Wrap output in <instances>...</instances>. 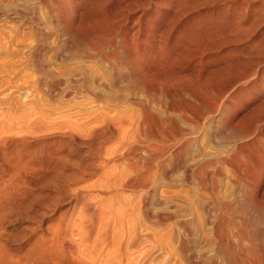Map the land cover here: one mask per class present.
I'll use <instances>...</instances> for the list:
<instances>
[{"label": "rangeland", "instance_id": "374dc122", "mask_svg": "<svg viewBox=\"0 0 264 264\" xmlns=\"http://www.w3.org/2000/svg\"><path fill=\"white\" fill-rule=\"evenodd\" d=\"M74 2L77 3L73 6L74 13L62 14L63 19H61L62 21L64 20L63 22L65 26L59 28L55 20H48L46 18L39 0H0V120L7 121L12 116L16 118L19 117L18 119L26 121L32 116V114L37 115H34L35 118L41 119L44 115L52 114L53 119H63L65 116H70L72 121H76L80 126L78 127L80 129H77L76 132L78 133L75 132L76 134H74L76 137L79 135L77 137L78 139L80 138L79 141L75 136H73V138L75 137L73 139L68 136L65 138L64 135L59 134H56L57 136L54 135L52 139L54 142L51 140L53 143L52 148L54 149L57 157H59L58 155L64 157L65 152H67L66 155L71 153L70 155L68 154L69 156H66L68 158L64 157V163H67V165L65 164L67 167L69 164H72L68 168L65 166V172L67 171L66 175L69 176V178L71 176L70 179H72V175L77 173L78 170H85V172L88 170L86 172L87 174L89 171L91 172L93 168L90 166V169L88 166L92 164L94 166L97 164L94 156H96L97 153V155H104L105 146H107V153L108 150H112L118 145L116 137L113 138L110 134L108 135L105 133V136L102 135L103 133L91 135V131H88L90 134L82 131V128H84L86 124L88 126H94V124L98 125L97 122L94 123V119L106 109L112 111L110 113L111 117L115 114L121 113L128 117L130 113H135L136 111L138 112L135 114L139 115V107L135 102H131L127 104V106H125V104L118 106L119 103L116 105V103L112 104L111 102H108L111 104L109 105L108 103L98 101L96 96L92 95L91 91H78L79 93H75V89H71L72 91L68 92L64 91L65 86L69 84V78L85 74L84 76L86 79L88 78L87 83H91L89 84L90 86L95 85L94 88H98L100 91L104 88V92H110H108V90H111V86L113 85V82L111 81L112 76L103 71L102 68L104 67V63L101 62V60L85 59V56H90L91 54H94V52L96 53L95 48L100 45L103 39L101 35V31L103 29H110L117 24L119 25V21L125 17V11L122 3H120V0H84L83 2L74 0ZM255 2H253V6H258V1ZM9 8L12 10L24 9L29 11H32L35 8V19L39 24L33 29H30L31 27L28 25V19L24 23L16 24L13 19H11V16H7L8 18H6L3 14V12L7 11ZM168 8L164 7L163 10L165 11L162 10L164 13V22H161V19L155 20V14L157 12L156 7L151 6L147 10L145 17V21L147 20V23H145L147 28L146 34H157L156 32H158L159 28L164 30L166 33L163 34L165 35L164 38L162 36L163 43L160 44V51L158 50V45H154L156 43L153 42L151 37L148 40L150 46H142L143 50L145 49V56L143 58L144 60L142 59L143 61L140 64V66L144 68H155L157 66L160 71L161 69H165V71L169 73L170 76L165 79H157L156 77L148 75L145 76L147 82L150 80L149 83H154V85L158 83L161 84V89L158 88V90H161V93H159L161 95L158 93L142 95L141 93H136L133 90L127 89H123L126 92L123 90L122 92L123 94L126 93L128 96L133 95L134 97L135 95L134 98L131 97V100L135 99V101H138V98L136 97L139 96L144 105H149V111L152 114H150L151 117L149 124H151V128L153 127L152 129L155 128V131H153L154 134L155 132L158 134L160 132V135L162 134V137L165 135L166 138L164 137V139L170 140V142L173 141L174 137H178V148L180 150H178L179 166H172L171 162L169 163L171 158L170 154L169 156H167L168 154L166 155V159L168 157V160L166 161H168L170 166L167 165V162L164 164L166 171L164 172V177L162 179L163 182L160 181L154 193L149 195L150 198L147 200L148 206L144 209L142 208V204L139 200L140 195L145 194L144 192H139L138 188L134 189V191L119 190L118 194L116 193L115 195L120 197V202H117L115 207L117 205L119 206L121 202V204L125 206L124 204L131 199H135L131 202L133 206L136 207H133L134 210L131 211L129 213L130 215L127 217V224L123 230L124 232L115 231L113 229V223L110 222L108 224L107 221H109L110 218L112 221L113 216L110 217L108 209L106 210L105 208L106 206H101L102 208L100 207L99 212H97L98 217L96 218L95 226L96 232L94 231L95 234L93 233L91 238L90 236L86 238L89 240L87 243L85 242V245L88 248L91 247L90 249H92V247L99 248V251H102L101 255L103 257L111 250L110 252L113 253V256H111L110 259L113 258L116 262L115 264H241L239 263L241 261L238 259L235 261L234 259H231L230 261L232 262H227L223 258L215 255V239L213 240V235L208 222L211 218L216 217L215 220H221L219 222L224 224L225 228H232V219L236 221V226L237 224L246 225L248 222L252 224H257V222H259L260 225L258 224L257 227H264L263 223V225H261V218L264 213V54L260 53L264 52V48H262L264 46L262 45L264 44V37L260 39L258 36L261 32H264V24L254 33L255 36L253 34L252 37H250L252 39H248L240 45L241 50L238 49L239 51L236 53L230 51L226 53L228 56L226 57V61L229 63L228 67L230 70L226 69L228 67L224 70L221 69V71L223 70L224 72H219L221 73L220 75L217 72L220 71V69H213V62L210 61L211 58L218 59L219 57L211 55L212 57L210 56V58L209 55H205V58L200 61V57L198 58V56H195V51L191 50V52L188 53L182 51L181 53V47H179L180 29L183 36H190L193 27L197 23H201V19H203V21L207 19L206 15L205 18L202 15L204 11H200L201 9H198L199 11L196 10L198 16L194 13L195 11H189L187 13L184 12L187 14V17H185L186 14L183 13L184 15L179 17L181 19L178 18L177 20L178 14H176V17V15L171 12L173 10L170 7ZM201 15L203 18H201ZM138 16L139 15H134V18H131V21H136ZM196 18L197 20L195 21ZM166 20H169V23H171L169 26L173 28L171 29L173 31L170 30L168 25L167 28L164 26L167 24ZM128 26L133 27V23L130 22ZM196 42H199L203 46L202 40L199 39ZM251 42L260 43L256 44L254 47L255 49L252 48L248 49V51H244L246 50L244 48H246V46H248ZM194 45L196 47L198 44L195 43ZM194 45H189V47H194ZM243 46L245 47L243 48ZM259 47L261 51H258L260 50L258 49ZM199 48L202 49L203 47ZM241 51H244V55H242L243 52L241 54ZM248 52L250 55L255 56L249 57L250 55L247 54ZM257 52L263 56H260ZM239 53L242 57L238 55ZM72 56H74V58ZM175 57H177V60ZM58 58L60 61H64L60 62ZM66 58H68L69 61L66 60L65 62ZM159 60L170 61L173 65L169 62L172 66L171 67L167 62V64L160 66ZM256 60L259 61L260 64L258 62L255 63ZM252 67L253 70H251V72H253L250 76V69H252ZM97 70L101 72L99 73ZM212 71H216L218 76H214L216 73H213ZM225 72L229 73H227L228 76ZM222 73L224 77L222 76ZM104 74L107 76L106 79ZM246 75H248V77ZM100 78H103V81ZM109 81L110 84L108 83ZM118 82L117 83L119 85H124L123 78L119 79ZM14 90L18 91L15 92ZM130 92L132 93L130 94ZM144 96L148 97V99H145ZM120 110H122V112H120ZM139 118H141V116ZM156 118L159 119V121H157ZM164 121H166L165 125ZM256 125L257 127L255 128ZM169 128L172 129L170 130ZM87 133L90 136H88ZM261 133L262 135H260ZM86 135L89 138H87ZM97 135L101 138H98ZM58 137L60 139L62 138L61 141ZM103 137L106 140L109 137L110 140L108 139L109 141L107 142ZM259 138L262 139L260 140ZM69 139H72L73 142L72 140L69 142ZM167 140L165 141V144H168ZM81 141L83 142L82 145ZM84 142L87 144H84ZM151 142L153 141L151 140ZM54 143L55 145L56 143L57 145L60 143V145L55 146ZM70 143L72 144L69 149ZM91 144L93 145L90 146ZM100 144L101 146L99 147ZM61 145L63 146L61 147ZM109 147L110 149H108ZM89 149L92 154L88 153V151H90ZM95 150L97 151L95 152ZM86 154H89L90 156H85ZM89 157H91V159ZM122 162L120 160H117L116 162L111 161L109 163L110 165L108 164L109 166L105 165L106 168L104 166L97 172L87 175V178L85 177L83 181L72 184L70 189H75L74 191H76L78 190V187L79 189L83 188L84 190H87L84 194L86 199H93L91 197L98 198V195L102 193H100L99 190H96V187L91 186L101 184V179L106 174L109 176L108 171L112 172L111 169L117 173V178L114 177L113 180H118L119 178L121 179L122 174L124 173L122 168L125 167L123 164L124 162ZM78 163L80 166L83 165L81 166V168L83 167L82 170L77 167L79 166ZM115 166H117V168ZM204 166H206V169H204ZM104 168L108 170H106L107 172H105V174H103L105 171ZM202 169L206 170V174ZM73 170L76 171L74 172ZM248 171L251 172L247 174ZM235 172H239V176H244L243 178L245 179L248 178L249 181L247 179L246 180L248 186H250L247 190L249 195L246 194L244 197L242 194L237 195L236 204L238 205L235 204L236 201L232 198H227V200L224 199V201L220 199L226 198L227 196L230 197L229 191L232 188L230 186L233 185L232 180L234 179L233 176L235 175ZM125 174L126 172L123 175ZM210 180L211 182L212 180L215 182L209 183ZM205 181H207L206 184ZM203 183L208 186L212 184L210 186L212 188L209 190V187L204 186ZM214 183H217L216 185L222 190H219ZM200 184H202V186ZM203 186L209 190H206L207 194H203L205 192ZM220 186L222 188H220ZM198 187H200V189ZM227 188H229V190ZM201 189H203L202 191L204 192H200ZM124 191L130 192L126 193ZM215 192H220L223 196H220V194H216ZM200 193L202 194V197H205L201 199ZM208 194L211 196L210 199ZM217 197L219 198V201L214 200V202H217L216 204L212 201V198L217 199ZM200 199L202 202L199 201ZM203 199L208 200H205L204 202ZM228 200L230 201V204L227 205H230V207L227 208L225 205L226 203H229ZM241 200L245 201V203H241ZM252 200L253 202L255 201V203H257V200V205L253 203ZM261 200H263L262 204H260ZM198 203L202 204L199 205V208L202 207L203 209H199L197 207ZM209 203H211L212 206L209 205ZM121 204L120 206H122ZM240 204L243 205L241 206ZM251 204L254 207L256 205L257 208H253ZM217 205H219V207ZM259 205H262L263 207L260 208L261 206ZM232 206L234 207L233 212L230 211L233 210ZM248 206L250 207L248 208ZM235 207H238V209ZM224 208H226V210ZM260 209L263 212H260ZM202 210L207 213H204ZM253 210H257L260 213ZM239 211L243 213H239ZM228 212L233 215L230 213V215H228ZM235 212L237 215L234 214ZM249 212H251L250 215ZM76 213L78 214V211ZM76 213L74 214L75 216H73L74 218L76 217ZM157 214H162L161 217H164L163 223H158L156 218ZM238 215L240 217V221L243 220L245 222L238 221ZM240 215L247 218H241ZM233 216L234 218H232ZM251 218L255 221L253 222ZM226 219L231 220V222L228 220L226 221ZM28 220L29 219L25 220L23 222L24 224L22 223L15 226L14 232V227H12L8 232L11 233L12 231V234L14 233L10 241L12 239L13 240L11 242H15L17 240V242H15L16 244L12 243L15 246L21 243V240L23 239L22 237L24 236L21 237L20 235H25L23 231L30 229L31 225L28 223ZM229 223L230 226H228ZM183 226H185L186 230H184L187 232L183 230ZM17 229V234L19 235L20 233L19 236H15ZM13 236L15 238L21 237V239L18 238L19 240H15ZM104 238L105 240L103 241ZM106 238H109L110 241ZM94 242L96 243L94 244ZM91 244L94 246H91ZM26 247L27 244L24 245L23 249L25 250ZM247 261L244 263H248Z\"/></svg>", "mask_w": 264, "mask_h": 264}, {"label": "bare ground", "instance_id": "6f19581e", "mask_svg": "<svg viewBox=\"0 0 264 264\" xmlns=\"http://www.w3.org/2000/svg\"><path fill=\"white\" fill-rule=\"evenodd\" d=\"M39 1L43 7L44 15L46 16V18L48 20H55L57 22L59 28L62 26L63 27L65 26L64 22H63L64 20L62 21V19H63L62 14H71L73 12V9H74L73 6H75V4H77L74 2V0H39ZM79 1L83 2L84 0H79ZM255 1H258V6H253V2H255ZM120 3H122V5H123L124 11H125V17H123L119 21V25L117 24L116 26H114L110 29H108V28L103 29L101 31V35H102L103 39H102L100 45L95 48L96 53L94 52V54H91L90 56L89 55L85 56V59L101 60V62L104 63V67L102 68L103 71L105 73H109L112 76L111 77L112 79L110 77H108L113 82V85L111 86V90H108V92L109 91L110 92L109 93H107V91L104 92L103 91L104 88H102V91H100L98 88H94V86H95L94 84H93L94 86L91 85L92 86L91 87L89 85L91 83H89V82L87 83L88 78L86 79V77L84 76L85 74H82V75L80 74L76 77L72 76L71 78H69V84L67 86H65L64 91H66V92L72 91L71 89H75L74 90L75 93L76 92L79 93L78 91H91L92 95H95L98 101H101L103 103H108V102H111L112 104L116 103V105H117V103H119L118 106L121 104L122 105L125 104V106H127V104H129V103L135 102L136 105L139 107V115L135 114L138 112V111H136L135 113L134 112L130 113V115L128 116L129 118L122 113L121 114H115L113 117H111L110 113L112 111L106 109L103 113L101 112V114H99V116H97L94 119V123L97 122L98 125L94 124V126H90V125L88 126L86 124L87 126L85 125V127L82 128L83 129L82 131H85V132L91 131L92 132L91 135L103 133L102 135L105 136V133H107L108 135L110 134L111 137H113V138L116 137L118 145L117 146L115 145L117 143L113 144L116 147L112 150L109 147L108 149H110V150H108L107 153H106V151H107L106 147L107 146L104 147V145H103V147L105 148V154L104 155H97L98 154L97 153L96 156H94L95 155V153H94L93 156H94V158H96L95 161H97V164L94 162L96 165L93 166V164H92V165L88 166V168H90V166H91V168H93V170L91 172L89 171L88 174L86 173L88 170H86V172H85V170H83V171L78 170L77 173H75L76 175L75 174L72 175V179H70L71 176L69 178V176L66 175L67 171L65 172V166L67 165V163H64V157L69 156L71 153L70 154L68 153L69 155L68 154L66 155L67 152H65V154H64V152L62 151V153L65 156L63 157V156L58 155L59 157H57L56 153L54 152V149L52 148L53 143L51 142L54 135L57 136L56 134L64 135L65 138H66V136H68L69 138L70 137L73 138V136H75V134L78 133V132H76V130L80 129V128H78L80 126L77 124L76 121H72L70 116H65V117H63V119L60 118L61 119L60 120V119H55V118L53 119L52 114L44 115L42 117V119L41 118H35V116H37V115L34 114L35 115L34 116L32 114V116L26 121L18 119L19 117L16 118V117H12V116L10 118L8 117L9 119L7 121L0 120V264H115L116 262L114 261V259L113 258L110 259L111 256H113V253L110 252L111 250L108 251L107 255H104V257H103L101 255L102 251H99V248H97V247L93 248L92 247V249H90L91 247L88 248L85 245V242L87 243V241L89 240V239L87 240L86 238L89 236L91 238L92 234L93 233L95 234V232H96L95 231L96 218L98 217L97 212H99L100 207L106 206L105 208H106V210L108 209V211L110 213V217L113 216L112 221H111V218L109 219V221H107L108 224L110 222L113 223V229L115 231H123L126 227L127 217H128V215H130L129 213L134 210L133 207L136 208L132 204V202L135 200L134 199L135 197L133 198L134 200L131 199L126 204L123 203L125 206H123L121 204L122 203L121 202L120 204L123 207L120 206V204H119V206L117 205L116 206L117 208H116L115 205L117 202H120V197L115 195V194L116 193L118 194L119 190L120 191L121 190H131V191L133 190L134 191V189L138 188L139 192L142 191V193L143 192L145 193V194H141L140 198H139V200L142 204V208L144 209L148 206L147 200L150 198L149 195L154 193V191L157 188V185L160 181L163 182L162 179L164 177V172L166 171L165 170L166 167L164 166V164H166V162H167V165H169L168 161H166V160H168V157L166 159V155L168 154L167 156H169V154H170L171 158H170L169 163L171 162L172 166H174V167L179 166L178 165V152L180 150L178 148L179 147L178 146V144H179L178 143V141H179L178 137H176V138L174 137L175 139L173 138V141H171L172 143L170 142V140L166 139L168 144H165V141H166L164 139L165 135H164V137H162V134L160 135V132H159V134L156 132L154 134L153 131H155L154 130L155 128L152 129L153 127L152 128L150 127L151 124H149V120L151 117L150 116L151 113L149 111V107H148L149 105L148 106H147V104L144 105L142 103L141 99L139 98V96L136 97V98H138V101H135V99L131 100V97L134 98L135 95H134V97H133V95L128 96L126 93H125L126 94L125 95L122 92L123 89H127V90H133L136 93H141L142 95L143 94L148 95L149 93H158L159 94V93H161L160 92L161 90H158V88L161 89V87H160L161 84H159L158 82L157 83L159 85L158 84L154 85V83L153 84L149 83L150 80H149V82H147V80L145 79V76L148 75V76L156 77L157 79L158 78H162V79L164 78L165 79L168 76H170L169 73L165 71V69L164 70L161 69V71H160L157 66L155 68H147V67L144 68V67L140 66V64L144 60L143 58L145 56L144 55L145 49L143 50L142 46L143 45H149L148 40L151 37L153 42L156 43L154 45H158L157 47H158V50L160 51V49H161L160 44L163 43L162 39L165 36L163 34L166 33L164 30L159 28L158 29L159 33L156 32L157 34H154V35H152V34L149 35L148 33L146 34L147 28H146L145 23H147L146 22L147 20L145 21V17H146L147 10L151 6H154L157 9V12L155 14V16H156L155 20L161 19L160 20L161 22H164V13L162 12L164 7H167V8L170 7L173 10L171 12L174 15L178 14V17L176 15L177 20L181 15H184L189 11H195L194 13H196V10L199 11L198 9H201L200 11H204L203 12L204 14L202 13V15L204 16V18L206 15L207 19L204 21H203V19H201L202 22L197 23L193 27V29L191 30L190 36H183L182 35L183 33L180 29V31H179V47H181V53H182V51H184L186 53L191 52V50L195 51V56H198V58L200 57V61L203 58H205V55H207V56L209 55V57L211 55L215 56V57H219L218 59H213V58H211L212 56L210 57L211 58L210 61L213 62V69L214 68H216L217 70L220 69V71H217L218 73L224 72L223 70L226 67H228L229 63H227L228 61H226V57H228L226 55V53L228 51L236 53L239 51L238 49L241 50L240 45L243 42H245L246 40L252 39L250 37H252V35L258 30V28H260L264 24V0H120ZM168 10H169V8H168ZM163 11H165V10H163ZM184 12H186V13H184ZM3 14L6 18H8L7 16H11L12 17L11 19H13V21L16 24L17 23H20V24L24 23L28 19L29 20L28 25L31 27L30 29H33L36 25L39 24L35 19V8L32 11L24 10V9L23 10L22 9L12 10L9 8V9H7V11L3 12ZM134 15H139V16L136 19V21H134V20L131 21V18H134ZM196 15H197V13H196ZM202 15H201V18H203ZM185 17H187V14ZM188 18H189V16H188ZM179 19H181V18H179ZM183 19H185V18H183ZM196 20H197V18L195 19V21ZM166 21H167V24L164 26L166 28H167V25H168V27H170L169 24H171V23H169V20H166ZM174 21H172V22H174ZM65 22H67V21H65ZM130 22L133 23V27L128 26V24ZM175 24H177V23H175ZM171 29H173V28L170 27V30ZM171 31H173V30H171ZM260 31H259V33H260ZM162 36H163V38H162ZM254 36H255V34H254ZM258 36L260 37V39L263 38L264 32L263 33L261 32V34ZM199 39L203 41V43H202L203 46L199 42H196ZM255 39H257V38H255ZM255 39H254V41H255ZM195 43L198 44L197 45L198 47L197 46L195 47V45H194ZM257 43L258 42H251L248 46H246V48H244L245 46H243V48L246 50H244V49H242V50L248 51V49L254 48ZM199 44H200V46H199ZM189 45H194V47L193 46H192L193 48L189 47ZM262 45H264V44H262ZM262 45H261V47H262ZM199 47H201V48L203 47V48L200 49ZM189 48H191V49H189ZM262 48H264V46ZM258 49H260V47ZM244 51H241V54L243 52L242 55H244ZM258 51H261V49ZM262 51H263V49H262ZM260 53L264 54V52H260ZM260 53H258V54H260ZM247 54H249V52ZM255 54H256V52H255ZM262 54H260V56H263ZM229 55H231V54H229ZM238 55H240V53ZM251 56L253 57L255 55H250L249 57H251ZM72 57L74 58V56H72ZM64 58H65V56H64ZM175 59L177 60V57H175ZM260 59H261V57H260ZM260 59L258 58L259 61H260ZM66 60L69 61L68 58L65 59V62H66ZM173 60H174V57H173ZM176 60H175V63H176ZM246 60H248V59H246ZM59 61H60V59H59ZM63 61H60V62H63ZM159 61H160V63H159L160 66L167 64V62L168 63L170 62V61H165V60H159ZM259 61L256 60L255 63L258 62L260 64ZM170 63L172 64V62H170ZM170 63H169V66H171ZM256 65H258V64H256ZM261 65H262V63H261ZM253 67H255V66H253ZM253 67H252V69H250V72H251V70H253ZM221 69H223V70L221 71ZM226 69L230 70L229 67ZM97 71L99 72V70H97ZM225 71H227V70H225ZM214 72L216 73V71H214ZM252 72H251V74H249V73L248 74L251 76ZM102 74H99V75H102ZM219 74L221 75V73H219ZM228 74H227V76H228ZM104 76L106 79L107 78L106 74H104ZM214 76H218V74L216 73ZM222 76H223V73H222ZM246 76L248 77V75H246ZM103 78L102 79L100 78V79L103 81ZM121 78H123V84L124 85L118 84L119 83L118 80ZM162 79H161V81H162ZM108 83L110 84V81ZM60 84H62V83H60ZM99 85H101V84H99ZM108 88H109V85H108ZM14 91L17 92L18 90H14ZM123 91L126 92L125 90H123ZM134 92H133V94H134ZM131 93L132 92H130V94ZM10 94H11V92H10ZM154 95H156V94H154ZM159 95H161V94H159ZM141 97H143V96H141ZM144 98L148 99V97H145V96H144ZM159 98H161V97H159ZM220 99H218V100H220ZM153 100H154V98H153ZM109 105H111V104H109ZM74 106H75V104H74ZM24 109H25V107H24ZM42 111H44V110H42ZM120 112H122V110H120ZM140 116H141V118H139ZM154 116H156V115H154ZM165 117H166V115H165ZM165 119H168V118H165ZM157 121H159V119H157ZM165 122L166 121H164V125H165ZM168 123H169V121H168ZM123 124L124 125L127 124V125L124 126ZM95 125H97V126H95ZM178 127H179V125H178ZM256 127H257V125L255 126V128ZM161 128H159V129H161ZM169 129L171 130L172 128H169ZM162 130H163V128H162ZM157 131H158V129H157ZM88 133H87V135L90 136L89 135L90 133L89 134ZM163 133H164V131H163ZM260 135H262V133ZM88 136H87V138H89ZM99 136H100V134H99ZM99 136L97 135L98 138H101ZM169 137H170V135H169ZM65 138H63V139H65ZM58 139L61 141L62 138L60 139L58 137ZM79 139L77 138L78 141H79ZM93 139H95V138H93ZM108 139L110 140L109 137H108ZM108 139L107 140L105 139V140L108 142L109 141ZM70 140H72V139H69L68 141L70 142ZM151 140L153 142H151ZM52 141L54 142V140H52ZM82 141H81V145L83 143ZM57 142H59V141H57ZM72 142H73V140H72ZM260 142H262V141H260ZM60 143L58 145H60ZM74 143H75V140H74ZM71 144L72 143H70V146L68 145L69 149L71 147ZM84 144H87V143L84 142ZM102 144H103V142H102ZM54 145H55V143H54ZM56 145H57V143H56ZM92 145L93 144H91L90 146H92ZM62 146L63 145H61V147ZM100 146H101V144L99 145V147ZM66 149H67V147H66ZM93 149H94V147H93ZM95 149H96V146H95ZM61 150H62V148H61ZM97 150H95V152ZM58 151H59V149H58ZM101 151H102V149H101ZM90 152H91V150L88 151V153L92 154V152L91 153ZM60 153H61V151H60ZM84 153H86V152H84ZM89 154H86L85 156H90ZM91 157H89V158L91 159ZM66 158H68V157H66ZM92 160H94V159H92ZM92 160H90V161H92ZM117 160H120L121 162L123 160L124 163L123 162L122 163L124 164L125 167H123L124 169L122 168V170L124 171V173L126 172V174L123 175L124 174L123 173L121 179L119 178L118 180H116V179L113 180V178L116 177L117 173H115L113 171V169H111V170L115 175L112 172H109L107 169H105L106 168L105 165H108L111 161L116 162ZM70 165H72V164H69V166ZM78 165L79 166H77V165L76 166L82 170L83 167L81 168V166H83V165L80 166L79 163H78ZM104 166H105V168H104L105 171L104 172L102 171V172H103V174H105V172L108 171L109 176L107 174H106L107 176L104 175V177L102 179L100 178L101 184H97V186H95V185L91 186V187H96L97 188L96 190H99L100 193H102V194L98 195V198L91 197L93 199H90V200L86 199L84 197V194L86 193L87 190H84L83 188L79 189V187H78V190H76V191H74L75 189L74 190L70 189V186L72 184L78 183L79 181H83V179L85 177L87 178V175H90L93 172H97L98 170H100ZM115 167L117 168V166H115ZM205 167L206 166H204V169H206ZM204 169H202V170H204ZM235 169H238V168H235ZM251 171H248L247 174H249ZM205 172H206V170H204V173ZM110 174H111V176H110ZM239 174H240L239 172H237V173L235 172V175L233 174L234 175L233 176L234 179L232 180L233 185L230 186L232 188L229 191L230 197L224 196L226 198H223V199L220 198L222 201H224V199L227 200V198L228 199L232 198L233 200L236 201L235 202V204H236L237 203L236 197L238 194L239 195L242 194L243 197L246 196V194L249 195L247 193V190L250 187L247 184L248 178H246L247 179L246 180L245 178H243L244 176L241 177V176H239ZM221 180H222V178H221ZM201 181L204 182L203 180H201ZM210 182H211V180L209 181V183ZM213 182H215V181L212 180L211 183H213ZM199 183H201V182H199ZM206 183H207V181H205V184ZM160 184H162V183H160ZM205 184H204V186L209 187L208 188L209 190H210V188H212V187H210L212 184L210 186L205 185ZM200 185L202 186V184H200ZM215 185H213V186H215ZM200 187H198V188L200 189ZM216 187H218V186L216 185ZM220 188H222V187L220 186ZM204 189H205L204 190L205 192L202 191L203 189H201L200 192H204L203 194H207L206 190H208V189H206V187H204ZM218 189H219V187H218ZM218 189H217V191H218ZM227 189L229 190V188H227ZM219 190H222V189H219ZM124 192H126V191H124ZM127 192H130V191H127ZM197 192H199V191H197ZM209 193H211V192H209ZM215 193L220 194V192H215ZM200 195H201V199L203 197H205V196L202 197L201 193H200ZM221 195L222 194H220V196ZM208 196L210 199L211 196L209 194H208ZM212 196H213V193H212ZM197 197H199V196H197ZM215 197H216V195H215ZM215 197H213V198H215ZM213 198H212L213 202H214V200L219 199L218 197H217V199H213ZM201 199L199 201H201ZM205 200H208V199H205ZM205 200H204V202H205ZM233 200H231V201H233ZM253 200H254V198H253ZM253 200H252V202H253ZM241 201H239V202H241ZM243 202L245 203V201H242L241 203H243ZM256 202L258 203L257 200H256ZM260 202H261L260 204H262L263 200H261ZM214 203L217 204V202H214ZM246 203H248V202H246ZM253 203H255V201ZM257 203H255V204L257 205ZM227 204H230V201H229V203H226V205ZM158 205H159V203H158ZM199 205H202V204L198 203V206L197 205L196 206L199 208ZM209 205H211V203H209ZM226 205H225V207H227V208L230 207V205H227V206ZM236 205H238V204H236ZM256 205H255V207L257 208ZM217 206L219 207V205H217ZM259 206H261L260 208L263 207L262 205H259ZM259 206H258V208H259ZM249 207L250 206H248V208ZM252 207L255 208L253 205H252ZM58 208H60V209H58ZM200 208H202V207H200ZM208 208H207V210H208ZM232 208H233V210H230V211L233 212L234 207L232 206ZM235 208L238 209V207H235ZM224 209L226 210V208H224ZM213 210H215V209H213ZM240 210H243V209H240ZM77 211H78V214L76 213ZM204 211H205V209H204ZM209 211H211V210H209ZM253 211H255V210H253ZM259 211L263 212V211H261V209ZM259 211L256 210L255 212H259ZM134 212H136V211H134ZM222 212H221V214H222ZM236 212L234 214H236ZM240 212L241 211H239V213ZM251 212H252V210H251ZM251 212H249V215ZM75 213H76V217L74 218L73 216H75L74 215ZM204 213H207V212H204ZM214 213H212V214H214ZM229 213L230 212H228V215H230V214L233 215L232 213H230V214ZM241 213H243V212H241ZM255 214H257V213H255ZM161 215L162 214H157V216H156L159 224H161V222L162 223L164 222L163 221L164 217H161ZM225 215H227V214H225ZM245 215H246V213H245ZM257 215H259V214H257ZM260 215H262V214H260ZM104 216H105V214H104ZM214 216H216V215H214ZM218 216H220V215H218ZM237 217L239 218L238 221H240L239 215ZM244 217L241 216V218H244ZM251 217H252V215H251ZM130 218H131V216H130ZM215 218H211L208 223H209V227L211 228L213 240L215 239L214 240L215 241L214 253L216 256L223 258L227 262H232V261H230L231 259L232 260L234 259V261L238 259L239 261H241V262H239L241 264H243L247 260H248L247 261L248 263H246V264H249V263L250 264H264V227L262 226L263 228H258L257 225L259 224V222H257V224L254 223L255 225L248 222V224L250 223L251 225L250 224L248 225L246 223V225L245 224L244 225H240V224L238 225L237 224V226H236V221L234 219H232V222H231V220L226 219V221L228 220L229 222H231V225L232 224L233 225H232V228H229V227L225 228V225L222 224L221 222H219L221 220L216 221ZM232 218H234V216ZM246 218L247 217H245V219ZM27 219H29L28 223L31 225L30 229L23 231V233H25V235H23V234L20 235V233H19V235L21 237L22 236H24V237H22L23 239L21 240V243L17 244L15 246L12 243L17 242L16 239H18V238L21 239V237L15 238L13 236L16 241L14 240L15 242H11L13 239L11 241H10V239L12 238V235H14V233L12 234V231H11V233H8V232L10 231V229L12 227H14V230H13V232H14L15 226L22 224ZM129 219H128V221H129ZM132 219H131V221H132ZM221 219H222V217H221ZM251 219L253 221V218H251ZM240 222H245V221L242 220ZM262 223L264 224V213H263V216L261 218V225H263ZM241 224H243V223H241ZM223 225H224V227H223ZM228 226H230V223ZM25 228H26V226H25ZM184 229H185V226H183V230ZM114 230H113V232H114ZM17 232H18V229L15 232V236H19L17 234ZM185 232H187V231H185ZM104 240H105V238L103 239V241ZM107 240H109V238ZM96 242H94V244ZM26 244H27V247L24 250L23 247ZM92 245L93 244H91V246ZM183 245H184V243H183ZM98 246H100V245H98ZM112 247H114V246H112ZM101 250H102V248H101Z\"/></svg>", "mask_w": 264, "mask_h": 264}]
</instances>
